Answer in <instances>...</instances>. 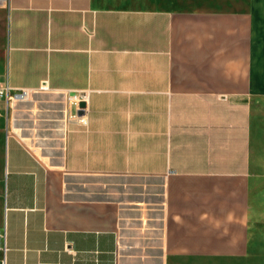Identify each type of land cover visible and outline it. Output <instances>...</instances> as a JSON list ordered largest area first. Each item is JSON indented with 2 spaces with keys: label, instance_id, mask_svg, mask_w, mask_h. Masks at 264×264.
<instances>
[{
  "label": "crops",
  "instance_id": "0c3cea01",
  "mask_svg": "<svg viewBox=\"0 0 264 264\" xmlns=\"http://www.w3.org/2000/svg\"><path fill=\"white\" fill-rule=\"evenodd\" d=\"M0 0V264H232L264 221V0ZM85 94L83 114L71 99Z\"/></svg>",
  "mask_w": 264,
  "mask_h": 264
},
{
  "label": "rangeland",
  "instance_id": "374dc122",
  "mask_svg": "<svg viewBox=\"0 0 264 264\" xmlns=\"http://www.w3.org/2000/svg\"><path fill=\"white\" fill-rule=\"evenodd\" d=\"M224 2V0H177L174 4L184 8H210L221 7ZM232 264H264V221L256 228L247 257Z\"/></svg>",
  "mask_w": 264,
  "mask_h": 264
},
{
  "label": "built area",
  "instance_id": "2783aa9c",
  "mask_svg": "<svg viewBox=\"0 0 264 264\" xmlns=\"http://www.w3.org/2000/svg\"><path fill=\"white\" fill-rule=\"evenodd\" d=\"M25 93H26V90L12 92L10 90V87L7 84H0V100H7L9 98L18 99V98H21ZM71 99L76 107V111H78L81 109V107L79 106V103L85 100V94H77L75 96H72Z\"/></svg>",
  "mask_w": 264,
  "mask_h": 264
},
{
  "label": "water",
  "instance_id": "95a60500",
  "mask_svg": "<svg viewBox=\"0 0 264 264\" xmlns=\"http://www.w3.org/2000/svg\"><path fill=\"white\" fill-rule=\"evenodd\" d=\"M79 106L81 107V109L77 111V114L80 115V114H83V112H84L83 108L85 107V102L84 101H81L79 103Z\"/></svg>",
  "mask_w": 264,
  "mask_h": 264
}]
</instances>
